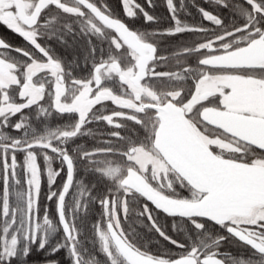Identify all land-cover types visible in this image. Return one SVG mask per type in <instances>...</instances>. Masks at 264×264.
<instances>
[{
  "label": "snow or ice",
  "instance_id": "snow-or-ice-1",
  "mask_svg": "<svg viewBox=\"0 0 264 264\" xmlns=\"http://www.w3.org/2000/svg\"><path fill=\"white\" fill-rule=\"evenodd\" d=\"M156 7L0 0V264H264V0Z\"/></svg>",
  "mask_w": 264,
  "mask_h": 264
},
{
  "label": "flooded vegetation",
  "instance_id": "flooded-vegetation-1",
  "mask_svg": "<svg viewBox=\"0 0 264 264\" xmlns=\"http://www.w3.org/2000/svg\"><path fill=\"white\" fill-rule=\"evenodd\" d=\"M112 2L114 3V0H112ZM154 11L159 16H162L163 13L165 12L162 9H155ZM0 36L4 37L5 39H7L9 42H11L13 44H19L21 42L17 36H15L14 34H12L9 31H6L2 27H0ZM12 40H14V41H12Z\"/></svg>",
  "mask_w": 264,
  "mask_h": 264
},
{
  "label": "trees",
  "instance_id": "trees-1",
  "mask_svg": "<svg viewBox=\"0 0 264 264\" xmlns=\"http://www.w3.org/2000/svg\"><path fill=\"white\" fill-rule=\"evenodd\" d=\"M114 3H115V0H114ZM141 3H143V0H141ZM156 3H157L156 9H162L163 11H165V9L163 7V0H156ZM189 10L192 12L193 22H198V16H197L195 9L191 8V6H190ZM166 15H167V13L165 11L162 16H166ZM12 41H14V40H12ZM226 248H227V246H226ZM233 251H235V250L233 249Z\"/></svg>",
  "mask_w": 264,
  "mask_h": 264
}]
</instances>
